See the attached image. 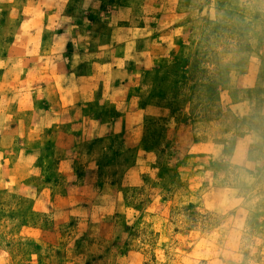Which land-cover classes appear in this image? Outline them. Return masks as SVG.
I'll return each mask as SVG.
<instances>
[{
	"label": "rangeland",
	"instance_id": "374dc122",
	"mask_svg": "<svg viewBox=\"0 0 264 264\" xmlns=\"http://www.w3.org/2000/svg\"><path fill=\"white\" fill-rule=\"evenodd\" d=\"M0 264H264V0H0Z\"/></svg>",
	"mask_w": 264,
	"mask_h": 264
},
{
	"label": "crops",
	"instance_id": "0c3cea01",
	"mask_svg": "<svg viewBox=\"0 0 264 264\" xmlns=\"http://www.w3.org/2000/svg\"><path fill=\"white\" fill-rule=\"evenodd\" d=\"M131 32H141L140 29H144V28H139L138 26L136 28H133L132 26L129 28ZM119 36H116L115 38L118 40ZM136 40L137 37L136 36H131V37H127L126 39L123 38H119L118 42L124 44V48H126L127 50H131L133 51V48L135 47L136 44ZM126 56H122L121 54L116 55L115 58L113 59L114 62H112V73L114 75L117 76H123L124 70L122 68V64H123V60H126ZM99 65H104L105 67L108 65V62H101V64ZM115 65H118V67H116ZM130 72H128L129 74ZM101 74V73H99ZM127 74V75H128ZM63 74L59 71H56L54 73V76H62ZM98 73L96 74V72H93L89 78H87L90 83V89H87V87L82 86L79 87L77 90L70 89L67 90V88L63 87V83L62 85L57 82V78H56V86H57V91L56 94H59V104L58 106H53L51 107L52 109H50V121L49 123H46V125H44V127H49L52 126L53 124H57L59 122V119L61 118V113L63 112L64 109H66L67 107L71 106V105H75L77 104V102H79L81 99H87V98H94L93 94H94V90H93V84L95 81V76H97ZM110 75V74H109ZM106 75V76H109ZM126 75V76H127ZM55 81V78L54 80ZM106 89H108V92L106 94V97H108L109 99H113V101L116 104L121 105L123 103V101L127 98V95H129L130 93V81H126L124 84L122 83L120 86H117L116 84H112L110 83L109 85L105 86ZM114 123H116V120L112 121ZM45 124V123H44ZM76 125V124H75ZM104 125H106V123H104L103 119H90L85 127V131L84 134L86 137H95L98 136L99 131ZM76 128H81L80 125H76ZM11 129L13 130L12 126ZM14 130L18 133H25V132H35V129H28L24 124H18L16 126V128H14ZM44 130V129H42ZM37 132H40V129L37 130ZM100 136V135H99ZM124 139L127 137L126 135L123 136Z\"/></svg>",
	"mask_w": 264,
	"mask_h": 264
}]
</instances>
